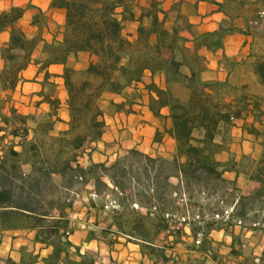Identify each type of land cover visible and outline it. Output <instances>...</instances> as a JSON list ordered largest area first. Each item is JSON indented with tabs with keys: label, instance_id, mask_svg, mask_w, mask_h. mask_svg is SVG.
I'll list each match as a JSON object with an SVG mask.
<instances>
[{
	"label": "trees",
	"instance_id": "obj_1",
	"mask_svg": "<svg viewBox=\"0 0 264 264\" xmlns=\"http://www.w3.org/2000/svg\"><path fill=\"white\" fill-rule=\"evenodd\" d=\"M203 1L214 4L228 25L195 33L192 23L177 12L168 27V11L159 0L146 5L140 0H50V7L64 11V19L48 41L41 34L48 17L38 6L28 1L0 11V33L8 32L6 43L0 45L2 91L14 90L29 65L43 72L42 83L53 86L49 78L55 75L48 67L62 66L66 129L53 131L60 121L58 97L41 90L48 110L40 116L21 114L13 107L5 111L10 95L0 97V230L33 231L34 241L50 248L42 264H95L92 254L81 252L70 240L75 227L70 213L78 187L87 183H92L95 196L85 203L87 213L94 215V228L86 239L109 236L112 243L123 238L137 244L153 264H178L167 250L182 241L185 225L193 237L187 247L199 253L190 264H208L205 256L217 257L208 238L212 230L228 232L233 224L264 230V139L256 158H216L227 150L229 128L236 119L250 114L253 123L246 130L260 133L264 95L249 91L246 84H231V67L245 60H228L223 52L220 64L223 61L226 78L202 79L206 58L199 52L223 49L224 37L233 32L251 37L250 73L264 90V0ZM175 6L171 9L178 10ZM26 10L34 11L30 25L37 27L35 34L17 25ZM235 19L243 24L236 26ZM131 21L137 22L135 33L127 34L125 23ZM79 52H86L88 60L75 68L68 60ZM146 73L161 74L163 86L144 82ZM138 83L147 93L152 115L169 121L155 131L154 139L168 135L174 142L173 157L131 148L111 162L82 166L79 151L99 141L104 130L99 100L117 96V101L109 100L115 110L131 112L136 96L128 89ZM225 171L245 175L253 184L251 190L240 193L224 178ZM227 194L233 198L225 220L221 204ZM230 252L237 254L238 249L231 244ZM38 259L39 254L21 247L18 261L7 258L3 264H36ZM240 264H264V252Z\"/></svg>",
	"mask_w": 264,
	"mask_h": 264
},
{
	"label": "crops",
	"instance_id": "obj_2",
	"mask_svg": "<svg viewBox=\"0 0 264 264\" xmlns=\"http://www.w3.org/2000/svg\"><path fill=\"white\" fill-rule=\"evenodd\" d=\"M30 1L33 5L38 6L42 11L45 12V14L48 16V19L46 21V26H44L41 29V34L45 40H51L53 36L57 33L58 28L63 23L64 19V11L61 9H56L50 7V0H0V11L3 9L8 8L11 5H19V4H27V2ZM162 3V7L164 10L168 11L170 7L174 4L180 3V7H185L184 10H182V13H185L188 15V20L190 23H195L198 21L196 19V15L198 16H204L202 17L203 21H208V28L202 29L200 32L204 31H212L216 29V23L214 21H210L213 19H221L223 18L224 14L217 11V7L208 2L203 0H159ZM148 3V2H147ZM24 6V5H22ZM211 13V14H210ZM50 14H57V24L56 28H52L49 15ZM210 14V15H207ZM206 15V16H205ZM32 12L30 10H26L23 17L18 20L17 23H21L22 19L25 18L24 21L25 24L21 26L28 34H35L37 32V27L30 25ZM197 16V17H198ZM19 23V25H20ZM137 26V22L131 21L126 22L124 30L127 29V31L131 34L135 33V29ZM243 36L242 34H240ZM58 36H60L58 34ZM231 37L233 35H230ZM229 36V37H230ZM245 39H249L248 36H245ZM8 39V32L2 31L0 33V45H3L6 43ZM225 39V38H224ZM244 39V38H243ZM250 41V40H248ZM199 52L204 55L207 59L212 56L211 51L207 50L206 48H201ZM224 52V51H223ZM78 54L83 55L85 57V60L87 62L88 60V54L86 52H79ZM77 54V55H78ZM0 66H1V60H0ZM84 64L82 65V67ZM210 67L214 68L215 64ZM77 68V67H76ZM53 71H55V76H51L52 79L56 83H60L62 85V79L60 77V74L62 72V66L61 65H51L48 67V72L53 74ZM209 70H203L200 74L201 78L204 80H210L211 77L204 76L203 73L207 72ZM203 74V75H202ZM227 76V73L224 74L222 78H218L219 80H224ZM23 79L18 82L16 88L11 91H2L0 89V97L4 96L5 94L10 95V99L5 102V111H7L10 107H13L17 110V112L21 114H29L34 112V108L29 105V107H25L21 102H18V98L16 95H20L21 93H29L30 91H36V93L39 92L42 86V80H43V72H38L37 67L35 65H29L23 72H22ZM49 78V80L51 79ZM54 77V78H53ZM146 78L149 80H153L155 82L156 78H160L163 84V77L161 74H156L153 76H150L149 73H146ZM31 79L30 81L28 80ZM215 78V77H214ZM33 79V80H32ZM52 80V81H53ZM148 80V81H149ZM145 82V81H144ZM141 84V87L143 88L142 83H138L137 85ZM136 85V86H137ZM63 88V86H62ZM64 90V89H63ZM144 91V90H142ZM145 92V91H144ZM23 94V95H24ZM27 95V94H26ZM147 96V95H146ZM60 100V106L58 108V116L60 117V121L56 122L54 125V129L56 131L63 130L67 128L66 121H67V110L65 106V92L62 91V96H56ZM104 97H117V96H109L106 95ZM103 99V98H102ZM99 100V105L102 108L101 100ZM119 99V97H117ZM116 100V99H114ZM138 100V99H136ZM117 101V100H116ZM45 104L47 107L48 105L44 102L41 103V105ZM103 109V108H102ZM133 111L131 112H124V111H116L114 115H111L107 117L104 115L105 120V126L104 130H130L132 132L131 139L130 140H119L118 141V148H112L110 150H105V146L107 141L110 139L108 138L109 135L106 134L107 132H103L101 139L96 142H92L88 145H85V149H83V153L78 157V162L82 166H87L90 162H111L115 159L117 154H119L120 149H131L135 148L138 149L144 153L150 154L152 156H159L164 157L167 159H171L174 155V142L173 140L166 134L162 135V138L160 141H155L154 134L156 130H163V126H168L169 121L166 118H156L152 115V113L148 110L147 107V97L145 99L139 100V104L137 101L132 106ZM161 113L163 115H167V109L162 108ZM109 118V120H107ZM160 119L165 121V124H163L162 128H160ZM247 120V118H246ZM245 119L240 118L236 119L233 124L238 125V128H234L232 130V134H234V131H237L238 136L240 139H243L242 142H245L244 139H251L249 138L251 134H247L246 131L241 130L242 124ZM125 132V131H124ZM116 136H114V139ZM112 140V138H111ZM248 142V141H247ZM230 150H233V147L230 148ZM241 153V151H240ZM242 153H246L245 150H242ZM216 157L220 161H226L228 158L227 156L222 155L221 153H217ZM240 157V154H238L237 159ZM224 178L230 181L231 183H235L236 186H238L240 183V187H242L243 183L248 180L246 177H244L242 174H237L234 171H225L223 174ZM83 189H88L87 196L81 198V208L76 210L75 203L76 200L73 203V208L70 213L72 218V223L74 222V232L70 236V240L73 244L80 247L81 252H86L92 254L98 253L100 256H103L102 253L104 249L102 248V242L99 241V239H86L87 233L89 229L94 228L92 226V222L94 220L93 213H87V208L85 207V201H88L94 194L93 191V185L92 183H87ZM79 196V193L76 197ZM256 231V230H255ZM252 230H247L243 228L239 224H233L230 225L228 232L224 231L223 229L220 230H212L208 234V238L212 240L211 242V248L212 250L217 254V257L212 260L209 256H205V260L208 264L213 263H220V264H240L243 260L246 259V257L249 255L250 257H258L260 254L264 252V250H260V252H256L255 248L254 250L249 254L245 253V247L246 245L241 242V236H249L250 233L255 232ZM184 236L182 237V241L177 243L174 248L168 249L167 254L171 255L178 264H190L195 259L198 258L199 253H197L194 250H190L187 246L192 242V235L190 228L188 226L183 227ZM230 234H233L235 239H232V236ZM171 238V237H170ZM120 239V238H119ZM231 244L233 247L238 249L237 254H231L230 252V246ZM132 247V252L127 253V251H107L108 257L110 259H115V256H117L116 261L114 260L112 264H153L150 259H148L146 256H142V254L139 251V247L137 244L126 242V247ZM26 247L28 250L33 251L35 254H39V259L36 264H42L41 257L47 255L50 252V248H46L43 244L37 243L34 241V232L29 230H0V264H3L4 260L7 258H11L14 261H18L20 259V248ZM134 251V252H133ZM244 251V253H243ZM121 252H124L123 254ZM95 258V264H104L105 260L100 258L97 255H94ZM244 254V255H243ZM204 256V255H203ZM169 264V263H168Z\"/></svg>",
	"mask_w": 264,
	"mask_h": 264
},
{
	"label": "rangeland",
	"instance_id": "obj_3",
	"mask_svg": "<svg viewBox=\"0 0 264 264\" xmlns=\"http://www.w3.org/2000/svg\"><path fill=\"white\" fill-rule=\"evenodd\" d=\"M36 1L37 0H35V2ZM148 1L149 0H140L141 4H143V5H146ZM179 4L180 3H177L175 6V8H177L178 10L171 9L172 6H174V5H172L170 7V9L168 10L169 18H168V21L166 23L168 27L171 26V22L173 21L177 12L183 14L185 16V18L188 20V15H186L185 13H182V10H184L185 7L184 6L180 7ZM19 5L20 6H22V5L26 6V4H22V5L19 4ZM210 14H207V15H210ZM197 16L198 15H196L195 20L198 19V21L193 23L192 27H193V31L195 33H200V31L202 29L208 28V26H206L208 24V21L202 20L203 19L202 17H204V16H198V17ZM223 16L224 17L219 19V20L213 19L210 21H214L216 23V27H218L221 24H223L224 26H227L229 23V20L225 17V15H223ZM49 19L51 20L50 23H51L52 28H54V30H55L56 24H57L56 22L58 19L57 14H50ZM25 20L26 19L23 18L21 23L19 22L20 25H19V23H17V25L20 27L23 26L25 24V22H24ZM234 24L236 26H239V25H242L243 23L240 19H235ZM124 32L127 34H131L127 31V29H125ZM230 35H233V36L231 37ZM224 38L225 39L223 41V49L218 50L217 54H212V56L208 59L205 57L206 58V68L204 70H209V71L203 73L204 76L211 77L212 79H210V80H219L218 78H222L224 76V74L226 73V69L224 67L225 65H223V61H222V64H220V56H221L222 52L224 51L223 53H225L228 60H235V61L245 60L244 63L241 64L240 66L236 65V66L231 67L232 72H231V75L229 77L231 84L232 85L236 84L238 86L241 84H246L249 91L264 95V90H262L257 85L253 76L250 73L248 53L250 52V49L252 47L251 46V37H248L249 38L248 40H250V41H248L247 39H245L246 37L244 35L241 36L240 33L233 32V33L227 34ZM260 47L261 46L258 44L255 45L256 50L260 49ZM36 56H39V54L36 53ZM68 64H70L71 66H73L75 68L76 67L81 68L83 64L84 65L86 64V60H85V57H83V55L78 54L76 56H71L68 60ZM213 64H215V67L214 68L210 67L211 65L213 66ZM53 74H56L55 71H53ZM28 80L30 81L31 79L28 78ZM52 80L53 79L51 77L49 82H51ZM148 80L149 79L146 77L143 78V81H145V82L150 81V80L149 81ZM53 82L55 83L53 86H51L50 83H43L41 86V89L39 90L38 93H36V91H30L29 93H26L27 95L24 93H21L20 95L17 94L16 95V97L18 98L17 101L21 102L25 107L26 106L29 107V105H31V107L34 108V112L29 113V114H33L34 116L42 115L43 113L47 112L48 107L45 104L41 105V103H42L41 97H40L41 90H43L44 93L49 94L53 97H56V96L61 97L62 91H64L62 88V85H60V83H56L54 80H53ZM155 82L157 85L163 86L160 78H156ZM142 90H144V89L141 87V84H139L137 86L135 85V87L128 89V92L135 94L136 99H138V100H136L138 104H139V100L142 99V96H143V99H145L147 97L146 96L147 93L142 91ZM113 98L118 100L117 97H113ZM110 99L111 98L103 97V99L101 100L104 115H106L107 117L114 115V113L116 112L115 108L109 103ZM262 108H263V111L261 114V119L264 120V106ZM246 118H247V120H246ZM243 119H245L246 121H244L242 126H240L241 130H244V131H246L247 134H249L248 130H246V128H248V126L251 123H253L252 117L250 114H245L243 116ZM107 120H109V118H107ZM159 124H160V128H162L163 124H165V121L160 119ZM256 125L259 126L258 124H256ZM233 127L238 128V125L232 124L231 127L229 128L230 130H229V139L227 142V146H228L227 150L220 151L218 153L219 154L221 153L224 156L228 155L227 158L233 157V158L237 159L238 154H240V157L243 154H247V155L252 156L253 158H256L261 152V148H262L261 143L264 139V126H259L260 133H258V135H250L249 138H251V139H244V140H246L245 142H242L243 139L239 140L240 137L238 136V133H236L237 131H234V134L231 133L233 130ZM53 131L57 132L56 129H54ZM104 131L107 132L106 134L109 135L108 138L110 139L106 143L105 150H110L112 148H118V141L119 140L121 141V139L122 140H130L131 139L132 132L130 130H114V132H113V130H103V132ZM114 136H116L115 139H114ZM111 138H112V140H111ZM231 147H233L232 151L230 150ZM85 148L86 147H84L83 149H85ZM83 149H81L79 151L80 155H81V153H83ZM126 150H128V149L121 148L119 154H122ZM242 150H245L246 153H242ZM240 151H241V153H240ZM119 154H117V156ZM243 176L245 177V175H243ZM240 185H241V183L238 186H236V184L234 183L235 188H237L238 191L240 193H243V194L248 193L253 186V184L249 180H248V182L245 181L243 183L242 187H240ZM231 187H232V185L229 184L228 189L230 190ZM78 188L80 190L78 192L79 196L76 197L77 202L75 203V207H76V210L79 211V209L81 208V205H80V202L82 201L81 198L87 196L86 191L88 189H83V187H78ZM232 196H233V194L232 195L227 194L223 197V199H222L223 204H221V205H225L224 210H227V211L230 210V208H231L230 206L232 204V198H233ZM86 202L87 201H85V203ZM214 218L220 219V216L219 217L214 216ZM223 218L226 220L227 216L224 215ZM71 224H74V222ZM95 230H97L96 232H98V229H95ZM240 239H241V242L246 245L245 253L243 251L244 254L251 253L254 250V248H255L256 252H260L261 248H262V250H264V230L262 231V230L258 229L255 232L250 233L249 236H245V237L241 236ZM110 240L112 241L113 239H112V237H109V236H106L105 238L99 239V241L102 242V248L104 249V251L102 253L103 256H100L99 252L96 254H94V252L92 253L94 255H97L100 258V260H102V258H103L105 260L104 264H112V262L114 260L116 261V259H117V256H115L114 260L110 259V257H108V255H107V251L112 250L114 252H116V251L117 252L118 251H127V253L132 252V249H131L132 247L131 248L129 246L126 247V242H128V241H126L125 239L120 238L118 241L114 240L112 243L110 242ZM139 251H140V249H139ZM121 253L123 254L124 252H121ZM247 257H250V256L248 255ZM115 264H116V262H115Z\"/></svg>",
	"mask_w": 264,
	"mask_h": 264
},
{
	"label": "built area",
	"instance_id": "obj_4",
	"mask_svg": "<svg viewBox=\"0 0 264 264\" xmlns=\"http://www.w3.org/2000/svg\"><path fill=\"white\" fill-rule=\"evenodd\" d=\"M95 196V194H93L92 195V197H94ZM229 213V211H227V210H224V215H226L227 216V214ZM215 217H219V215L218 214H215L214 215Z\"/></svg>",
	"mask_w": 264,
	"mask_h": 264
}]
</instances>
